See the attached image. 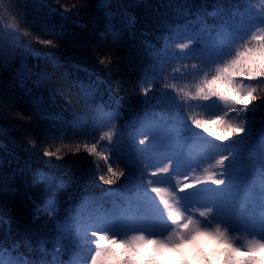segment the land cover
<instances>
[{"label":"trees","instance_id":"obj_1","mask_svg":"<svg viewBox=\"0 0 264 264\" xmlns=\"http://www.w3.org/2000/svg\"><path fill=\"white\" fill-rule=\"evenodd\" d=\"M246 12V0H107L106 4L0 0V127L7 129L0 136L6 146L0 149V248L5 260L73 264L75 253L87 254L83 228L104 224L110 213L126 207L143 190L138 171L142 165L130 166L127 159L133 155L132 146L143 138L145 122L163 132L175 130L186 145L191 140L201 142L200 148L211 156L219 153V148L202 142L214 138L204 134L201 141L191 135L185 126L190 124L186 109L160 96L166 92L175 97L171 89H164L165 82L179 83L185 91L194 88L191 77L185 80L173 71L184 70L170 58L173 52L175 57L181 55L173 30L182 34L211 30L214 37L235 30L242 19L247 20ZM109 23L118 35L108 31ZM53 27L56 35L49 32ZM48 40L52 45L44 43ZM166 43L169 55H162ZM161 68L166 69L167 81L160 78ZM145 88H150L147 95ZM35 98H39L36 104ZM250 108L254 111L247 114L249 133L237 146V159L229 170L230 175L236 166L242 167L237 186L250 183L256 194L255 201L249 197L251 205L242 209L243 191L236 186L240 194L232 210L248 221L260 214L258 193L264 170H256L261 162L259 147L264 144V99ZM97 109L116 113V118L99 121ZM109 129L122 138L126 154L119 158L106 140H99ZM93 142L96 155L83 147ZM45 151L52 155L45 156ZM101 153L125 173L112 185L99 180L100 175L106 179L109 175ZM150 156L143 164H149ZM35 170L62 180L64 186L34 185ZM49 197L54 206L37 212L35 206L44 205Z\"/></svg>","mask_w":264,"mask_h":264},{"label":"snow or ice","instance_id":"obj_2","mask_svg":"<svg viewBox=\"0 0 264 264\" xmlns=\"http://www.w3.org/2000/svg\"><path fill=\"white\" fill-rule=\"evenodd\" d=\"M246 2L247 20L242 19L233 31L224 30L213 37L211 30L207 34L203 29L183 34L173 30L172 38L177 40L175 48L181 55L175 57L173 52L170 58L177 59L184 69L173 71L185 80L191 77L194 88L185 91L179 83L165 82L164 89H171L175 97L166 92L160 96L161 100L186 109L190 124L185 126L191 135L201 140H205L204 134L214 138L205 142L219 148V153L203 157L194 155L175 134V130L163 132L156 124L145 122L143 138L132 146L133 155L127 159L130 166L142 165L138 171L143 190L134 199H129L126 207L110 213L103 225H93L87 229L85 236L94 249L86 264H173L170 256L175 254H179L183 264H188L182 252L185 246L197 249L201 264H212L213 258L218 262L222 260L223 264H264V257L258 258V254L264 252V179L260 182L258 193L259 231L240 232L229 222L230 212L236 203L237 186L235 177L229 179L231 162L236 158L237 146L243 143L248 131L247 114L254 111L250 106L264 99V0ZM102 3L106 4L107 0H102ZM106 15L110 19L112 13ZM131 26L132 21H129L127 27ZM108 31L118 35L111 23ZM49 32L57 34L54 27ZM63 34V31L59 33L61 36ZM104 35L101 33L102 37ZM44 43L52 45L53 41ZM168 47L166 43L162 55H169ZM165 71L160 69V78L167 81ZM149 90L145 88L144 94L147 95ZM30 92L29 89L28 94ZM38 102L39 98L33 100L34 104ZM200 114L205 118H198ZM115 118L116 113L105 114L102 109H97V120ZM6 131L0 127V136ZM99 140H106L117 158L126 154L121 148L122 138L116 131H103ZM5 147L0 140V149ZM83 147L87 153L97 154L95 142L90 146L85 143ZM79 150L78 145L76 151ZM153 153L161 155L163 163L149 173L148 165L143 164V160ZM44 155L50 156L52 153L45 151ZM101 158L107 164L109 175L107 179L100 175V181L112 185L116 179L125 176L123 171L113 167L115 160L109 161V157L103 153ZM181 167H187L191 172L199 171V174L191 179L185 175L183 180L176 179L173 183ZM39 183L57 189L64 186L62 180L42 170H35L33 184ZM248 196L255 201L256 194L249 192ZM194 197H203L209 203L204 207L186 203ZM53 206L54 200L49 197L44 205L35 207L39 212ZM203 238L217 245V250L211 255L199 248V241ZM4 257V250L0 248V264H17ZM24 264L30 262L25 261Z\"/></svg>","mask_w":264,"mask_h":264},{"label":"rangeland","instance_id":"obj_3","mask_svg":"<svg viewBox=\"0 0 264 264\" xmlns=\"http://www.w3.org/2000/svg\"><path fill=\"white\" fill-rule=\"evenodd\" d=\"M197 131H199V130H197ZM247 133H249V131H247ZM202 142L207 144V145H209V146H212L209 143H206L204 141H202ZM188 143H190V142L188 141ZM198 143H201V142L198 141ZM187 149L191 153H193L194 155L203 157V155H200L198 153L199 151H198L196 145L190 144ZM212 155H214V154L212 153ZM259 155H260L261 162H260V165H259L258 169L256 170L258 173L260 171L264 170V168H263V164H264V144L260 145V147H259V153L257 154V156H259ZM152 157H154V160L152 161L151 165L148 168L149 173L152 170H154L157 166H160L163 163V157L161 155L153 154ZM235 159H237V158H235ZM256 164L258 165L259 163H256ZM204 166H206V165H204ZM231 166H233L232 162H231ZM248 166H252V165L249 164ZM243 167H245V166H243ZM252 167H251V169L249 171L250 173L252 171ZM201 170H202V168H201ZM242 171H243L242 167L237 169V166H236L234 168V170L232 171V174L229 175V179L231 180L233 177H235L236 180H237V184L241 183L242 181L241 180L239 181L238 177L242 174L241 173ZM198 174H199V171L198 172H191L187 167H181L180 170H179V173L173 178L172 182L175 183L176 179L183 180V177L185 175L189 176V178L191 179V178H194ZM152 179H156V178L152 177ZM211 187H214V186H211ZM237 187H239V186H237ZM236 191H237V189H236ZM251 191L252 190H250V192ZM238 193L240 194V191L236 192V197L238 196ZM182 195H184V194H182ZM246 195H248V193ZM241 197L244 198L243 193H242ZM244 200H245V202H244L243 206L246 207L250 203L248 202L247 198H245ZM186 203H193V204H196L197 206L204 207V206H207V204L209 202L206 199H204L203 197H194V198H192L191 201H186ZM254 210H255V207H254V209H252V211H254ZM229 216H232L231 221L229 220V222L233 225L234 228L239 229L240 232H243V231H249V232L259 231V229H260V226H261L260 218L257 219V220L254 219L253 220V224H250V223L246 222L244 219L240 218L237 215V211H233L232 210L230 212ZM233 223H235V224H233ZM87 229L83 232V235H84L83 238L86 239L87 241H89L88 242L89 246L91 245V247H87V245H86V249L85 250L88 251V249H89L88 255L86 254L87 256H85V257L79 256V255L78 256L77 255L74 256V258H73L74 259V263L73 264H86V261L88 260L91 252L94 249V245L92 243H90V240L85 236V232L87 231ZM237 234H239V232H237ZM88 236L90 237V233L88 234ZM199 248L202 249L205 254L211 255V253H213L215 250H217V245L214 242L208 240L207 238H203L201 241H199ZM149 251H150V249H149ZM182 252L184 253V257L187 258L188 264H201V261H200L198 255H197V249L195 247H193V246H185V248L182 249ZM259 257H264V252L259 253L258 254V258ZM170 258L173 259V264H183V260L179 256V254H175L174 256H170ZM212 260H216V259L213 258Z\"/></svg>","mask_w":264,"mask_h":264}]
</instances>
